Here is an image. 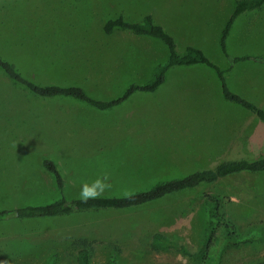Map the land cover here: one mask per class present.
I'll list each match as a JSON object with an SVG mask.
<instances>
[{
  "label": "rangeland",
  "instance_id": "374dc122",
  "mask_svg": "<svg viewBox=\"0 0 264 264\" xmlns=\"http://www.w3.org/2000/svg\"><path fill=\"white\" fill-rule=\"evenodd\" d=\"M237 1L0 0V57L37 83L81 86L108 100L146 83L168 60L160 41L129 31L106 34L108 21L124 16L139 22L152 14L175 38L179 53L196 47L226 70L230 63L219 41ZM227 47L232 56L264 57V6L235 20ZM226 79L232 91L264 109V63L237 64ZM261 156L264 125L225 101L217 75L205 66L173 68L158 91L136 93L107 112L38 98L0 71V212L60 197L44 159L59 166L64 195L79 199L81 182L105 172L112 188L102 196L124 197ZM210 197L220 201L238 235L253 240L224 250L220 232L215 263L221 257V264H264V173L223 177L126 211L1 221L0 264H77L82 240L90 244L91 264H108L113 255L118 264H195L178 252H153L150 243L162 232L198 251ZM47 232L55 234L43 238Z\"/></svg>",
  "mask_w": 264,
  "mask_h": 264
},
{
  "label": "trees",
  "instance_id": "16d2710c",
  "mask_svg": "<svg viewBox=\"0 0 264 264\" xmlns=\"http://www.w3.org/2000/svg\"><path fill=\"white\" fill-rule=\"evenodd\" d=\"M263 6L264 0H239L236 2L235 11L228 23H226L219 41L220 50L230 63L229 68L226 70L214 64L202 50L196 47L188 46L184 52L179 53L175 38L162 25L156 22L152 14H145L139 22H129L125 20L124 16H119L114 20L108 21L105 25L106 34L111 35L117 30L129 31L137 37L160 41L168 52V60L157 66L149 81L140 85L132 84L124 93L108 100L93 97L81 86L37 83L22 74L15 64L2 57H0V71L14 83L24 87L38 98L47 100H73L86 104L95 111L107 112L121 106L136 93H155L166 83L168 72L173 68L205 66L217 75L225 101L251 113L264 125V109L232 91L226 79V74L237 64L248 61L264 63V57L232 56L227 47V40L235 20L243 13L260 9ZM43 166L53 176L57 188L60 191V197L42 205H29L27 207L1 211L0 222L9 219L32 220L58 218L84 212L126 211L140 208L157 203L170 196L195 189L203 184L215 183L223 177L244 173L262 174L264 173V156L255 160L240 159L223 162L214 169L195 172L176 180L161 181L149 189L128 196H100L95 200H90L88 203H83L80 199H68L64 195L66 181L55 161L44 159ZM117 227L124 228V225L120 223ZM102 231L105 232V236L106 234L108 235L105 227ZM220 232H222L225 240L224 250L253 242L252 239H243L238 235L236 226L227 218V214L221 212L220 201L210 197L205 201V240L198 251L191 252L186 245L168 237L162 232H157L152 236L150 247L156 253L178 252L189 256L193 258L195 264H214L215 253L213 248L219 242L218 234ZM54 234L55 232H47L42 237L46 238ZM80 244L82 248L78 253L77 264H91L89 242L82 240ZM108 264H118L117 256H111ZM215 264H221V257L216 259Z\"/></svg>",
  "mask_w": 264,
  "mask_h": 264
},
{
  "label": "clouds",
  "instance_id": "9594fccd",
  "mask_svg": "<svg viewBox=\"0 0 264 264\" xmlns=\"http://www.w3.org/2000/svg\"><path fill=\"white\" fill-rule=\"evenodd\" d=\"M112 188L111 177L108 173L97 176L92 181H82L80 185L79 199L83 203L95 200Z\"/></svg>",
  "mask_w": 264,
  "mask_h": 264
},
{
  "label": "crops",
  "instance_id": "0c3cea01",
  "mask_svg": "<svg viewBox=\"0 0 264 264\" xmlns=\"http://www.w3.org/2000/svg\"><path fill=\"white\" fill-rule=\"evenodd\" d=\"M159 24V23H158ZM161 25V24H160ZM163 26V25H162ZM164 27V26H163ZM247 99H248V97H247ZM249 101H251V102H253L252 100H250L249 99ZM256 102H257V100H256ZM254 104H256V105H258L259 103L257 102V103H255V102H253ZM261 107V106H260Z\"/></svg>",
  "mask_w": 264,
  "mask_h": 264
}]
</instances>
